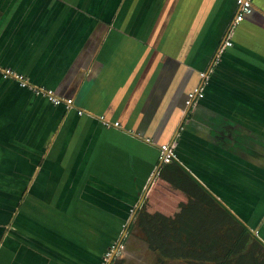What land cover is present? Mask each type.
<instances>
[{"label":"crops","instance_id":"crops-1","mask_svg":"<svg viewBox=\"0 0 264 264\" xmlns=\"http://www.w3.org/2000/svg\"><path fill=\"white\" fill-rule=\"evenodd\" d=\"M236 11L0 0V67L74 99L55 105L0 72V264H98L139 211L222 235L233 215L264 244V0L233 26Z\"/></svg>","mask_w":264,"mask_h":264},{"label":"trees","instance_id":"trees-1","mask_svg":"<svg viewBox=\"0 0 264 264\" xmlns=\"http://www.w3.org/2000/svg\"><path fill=\"white\" fill-rule=\"evenodd\" d=\"M174 170L175 172L178 170L182 177L199 185L198 181L183 166L179 165L178 168ZM228 213L230 214L229 211ZM142 214H144V211H142ZM231 216L238 224L230 225L227 221L226 223L231 227L228 226L226 234H212V237L209 240H207L209 238V233H211L209 227L205 234H203L202 231L205 226L207 227V224L204 223L203 225L202 222H196L193 218L190 220L176 219L172 223L173 229L170 228L169 230H165L170 232L169 241L166 240L167 238H158L159 232L150 221H147L149 223H142L141 228L151 250L158 253V262L160 264H164L168 259H187L192 263L195 261L200 264H264V253H260V251H264V244L253 235L248 226L236 219L233 215ZM211 226H215V223L211 224ZM193 237L195 238L194 241L197 240V237H202L201 239L203 240L194 245L191 240ZM175 241L180 243V247L173 246ZM191 242L192 244L190 245ZM249 243H251V247L246 250ZM112 244H114V242ZM194 246H196L198 251L207 254L203 253L204 255L194 257L189 255V253L183 252L185 248L192 249ZM109 247L110 245L105 250V254L109 250ZM219 248L223 249V252L217 254L215 251L219 250ZM104 257H100L98 264H104ZM121 263L122 260L113 259L111 264Z\"/></svg>","mask_w":264,"mask_h":264},{"label":"rangeland","instance_id":"rangeland-1","mask_svg":"<svg viewBox=\"0 0 264 264\" xmlns=\"http://www.w3.org/2000/svg\"><path fill=\"white\" fill-rule=\"evenodd\" d=\"M161 219H159V216H156L154 214H140L139 213L136 215L135 220L132 222L131 227H127L126 229V235L122 241L121 247H119L117 249V245L120 241V239L117 237L115 238V240H113L112 242H114V244H116V249L114 248L112 255L114 254L115 251H117L114 259H119L122 260L121 264H160L158 262V253L154 252L151 250V248L148 245V242L145 239V235L144 232L141 228V224L142 223H146L147 221H150L151 224L154 225V227L157 229V231H159V236L158 238L160 239H164L167 238L166 240L169 241V237H170V232L165 231L166 229H170L173 227L172 223L170 222H164V221H160ZM149 223V222H147ZM128 224V223H126ZM210 229L209 233V238L207 240H209L213 235H218V233L220 234L222 231V226L219 225H215V226H207ZM228 227V226H227ZM125 229V228H124ZM173 229V228H172ZM165 236V237H164ZM121 238V237H120ZM202 237H197V240L194 241V237L191 239L193 244L195 245L197 242H201L203 239H201ZM205 240V239H204ZM192 242L190 243V245L192 244ZM170 243V242H169ZM110 244V241L108 243H106V246ZM173 244V243H172ZM109 246V245H108ZM113 246V244H110L109 249ZM174 247H180V243L175 241L173 244ZM249 247H251V243H249L247 245V249H250ZM101 252V251H99ZM98 252V253H99ZM184 253H189V255H192L194 257L198 256V255H204L207 253L204 252H200L196 249V246H194L192 249L189 248H185L183 250ZM217 254H220L223 252V249L216 250L215 251ZM204 253V254H203ZM261 254L264 253V251H260ZM97 253H95L94 255H87V257H92V260L95 261L96 258H99V255H96ZM105 254V253H104ZM104 254L102 253L101 256L104 257ZM112 255L109 257L108 260L111 259ZM212 255V254H211ZM164 264H200L194 261V263H192L191 261L187 260V259H178V260H166V262Z\"/></svg>","mask_w":264,"mask_h":264},{"label":"built area","instance_id":"built-area-1","mask_svg":"<svg viewBox=\"0 0 264 264\" xmlns=\"http://www.w3.org/2000/svg\"><path fill=\"white\" fill-rule=\"evenodd\" d=\"M236 6H237V11L236 15L233 21V26L239 24L245 19V16L252 13L254 9V0H236ZM225 45L230 46L232 45V41L226 40ZM0 72L3 75L4 78H12L16 79L21 86L28 88L30 91H32L36 95H41L46 97L50 102H52L55 105H65L67 108H72L74 107V99L73 98H68L65 96L58 95L53 89L45 87V86H40L36 85L30 82L29 78L16 71L12 67H0ZM203 77V83L200 87L196 88L195 90L191 91L188 94L186 104L187 106H192L195 101L199 98H202L204 96V84H207L208 82V73L207 72H202L201 73ZM80 113H83V111H80ZM107 125H110L108 121H106ZM114 126H121L120 122H115L113 123ZM160 157L163 161V163H171L176 159V153L175 150L170 143H164L160 146ZM121 247V245H117V249ZM116 249V244H113V246L107 251L105 254V262L104 264H108L110 260L109 257L112 255L113 250Z\"/></svg>","mask_w":264,"mask_h":264},{"label":"water","instance_id":"water-1","mask_svg":"<svg viewBox=\"0 0 264 264\" xmlns=\"http://www.w3.org/2000/svg\"><path fill=\"white\" fill-rule=\"evenodd\" d=\"M140 205H141V204H140ZM140 205H138V206L136 207L135 214L138 212V210H139V208H140ZM134 216H135V215H134ZM133 219H134V217H133ZM133 219L128 223V228H129L130 225L132 224ZM126 232H127V231H125V233L122 235V237H121V239H120V241H119V245L122 244V241H123V239H124V237H125V235H126ZM116 253H117V251L114 252V254L112 255V257H111V259H110V261H109L108 264H111V263H112V261H113L115 255H116Z\"/></svg>","mask_w":264,"mask_h":264},{"label":"flooded vegetation","instance_id":"flooded-vegetation-1","mask_svg":"<svg viewBox=\"0 0 264 264\" xmlns=\"http://www.w3.org/2000/svg\"><path fill=\"white\" fill-rule=\"evenodd\" d=\"M128 225V224H127ZM119 239H121V238H119Z\"/></svg>","mask_w":264,"mask_h":264}]
</instances>
